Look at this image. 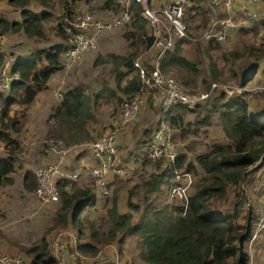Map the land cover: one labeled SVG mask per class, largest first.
<instances>
[{"label": "trees", "instance_id": "trees-1", "mask_svg": "<svg viewBox=\"0 0 264 264\" xmlns=\"http://www.w3.org/2000/svg\"><path fill=\"white\" fill-rule=\"evenodd\" d=\"M7 1L9 4L21 8L22 18L19 22H10L1 18L0 36L8 31H23L29 37H41L43 35L42 22L49 16V13L46 10L34 12L27 7L29 0ZM37 1L42 7H47L51 0ZM76 1L78 0H70L69 2L64 0L62 2L63 12L57 24L56 33L63 41L65 35L62 23L65 17L71 20L77 12L74 7ZM86 1L89 2V0ZM200 1L187 0V3H197L190 10L199 11L200 8H203ZM114 6L120 7L117 0H105L103 2L104 8ZM128 7L130 10H128L130 13L129 21L133 30L125 31L123 36L130 40L134 51L129 55L115 53L106 55L105 59L111 63L112 72L115 75L116 89L120 92V95H117L112 88L105 87L108 102H111V98H113L117 103H121L125 97L129 98L140 88V79L135 71L133 59L139 45L148 48L154 40L152 32L149 34L146 29L148 23L141 15L140 4L132 0ZM114 10L116 11V8ZM197 15L199 14L193 12L189 14L188 18L193 20ZM208 19L207 15L203 16L192 28L203 29L206 27ZM257 19H259V15H257ZM260 25L263 27L260 30L255 28V31L260 32L259 46L251 43L246 44L247 51H222V58L227 62L230 60V62L235 63L238 59L246 57L253 59V62H258L254 64L257 67L259 60L264 59V20L260 21ZM148 27L151 29L149 25ZM188 32L191 34L189 27ZM185 41L187 40L184 38L177 39L174 46L166 50L159 66L165 73H176L179 81L183 85L189 86L195 84L199 61L188 58L182 53V45ZM204 41L207 42L208 48L212 46L217 49L219 47V43L213 39ZM64 47V44H60L48 51L37 50L13 61L11 70L18 71L21 77L19 80L12 81L10 88L14 93H19L18 101L24 106L22 116H25V106L34 100L40 90L47 87L51 75L63 68ZM43 59L44 62L41 63ZM1 61L2 54H0ZM39 63H41L40 66ZM121 67H125L126 70L123 71ZM229 68L234 72L232 66ZM134 71L135 74L127 78ZM208 72L212 80H220L218 68L214 62L208 64ZM125 78L127 80L123 83ZM246 80L247 77L244 78L241 85L246 83ZM203 83L205 85L207 82L203 80ZM98 96L99 93L97 92L93 94V97L91 96L92 98L86 95L80 84L70 87L62 93L61 101L54 108L51 118L60 125L64 124L62 132L71 136L72 141L78 142L89 137L87 126L88 122L93 119L91 107L98 101ZM215 99L221 103L211 110L219 108V123L228 142L226 144L213 142L207 145V151L197 154L195 161H189L185 152L179 153L171 161L164 158L152 161L155 162L158 170L162 163L165 168L161 172H152L149 178L141 176L143 194H148L157 192L162 186L171 187L177 171L198 175V171L201 170L202 174L196 181L193 192L188 196L186 207L167 204L158 209L147 204L140 211L139 207L132 204L128 198L127 205L135 211L141 212L133 221L132 215L119 209L116 193H114L110 198L109 206L105 209L106 217L111 223L106 232H102L93 221L80 220L75 214L71 224L78 232L77 243L70 245L67 238L61 237V242L67 253L76 256L74 264H81L80 256L95 257L102 247L112 242L117 243L118 252L121 253L126 235L139 237L138 258L141 264H247L248 254L243 249V243L249 233L240 242L247 229V218L244 223H239L240 203L237 202L232 214H223L212 209L209 201L213 198L223 199L230 185L239 189V184L243 178L245 179L249 166L259 159L260 161L264 160V121H256L251 116L246 101L239 96L224 98V96L219 95ZM92 100L94 103L91 104ZM12 101V99L8 100L2 109L0 141L3 143L7 154L5 157L0 156V188L4 185H10L14 181L11 174L15 169L16 152L19 148V143L14 134L22 128L18 117L7 115L8 107ZM174 108L179 113L171 115ZM182 108L185 109L183 106L176 105L165 113L166 119L174 129L179 131L178 134L181 139L186 138L189 133H200L204 127L211 124V110H209V114L197 119V121L186 122V128L183 127L184 110ZM143 160L144 163L150 162L149 159ZM72 183L73 180H68L65 177L58 181L61 205L57 208L53 224L47 228L46 233L54 228L65 227L68 223V215L73 208L78 211L82 205L94 201L95 193L91 187L73 186L71 190H68ZM36 185L35 174L29 169L25 170L23 174L25 191L33 192ZM250 219L249 226H251ZM46 233L33 244H16L20 251L32 259V264H58L59 262L55 256L58 253L53 251L54 254L49 248Z\"/></svg>", "mask_w": 264, "mask_h": 264}, {"label": "rangeland", "instance_id": "rangeland-1", "mask_svg": "<svg viewBox=\"0 0 264 264\" xmlns=\"http://www.w3.org/2000/svg\"><path fill=\"white\" fill-rule=\"evenodd\" d=\"M0 1H3L2 4H0V16H3L5 8L4 6H9L11 10H16L17 12L14 19H19V6L9 4L7 0ZM59 1L60 0H51L49 5L44 7L46 12H49L50 16L43 20V35L41 37L33 38L28 37L25 35V33L20 32L23 34V36H26L27 39L22 36L25 39H22L21 42H18L19 47H13L10 49L14 54L20 51H23L21 52L22 55H28L34 53L37 50L48 51L61 44L63 39L59 35L54 34V30L57 28V24L61 19ZM104 1L105 0H89V2L86 1L88 5H80L76 8V10L79 8H84L93 16V18L107 22L111 24V27L98 32L96 35L95 48L85 51L81 59L78 60L73 67H70L69 70H66V72L63 70L64 73L57 72L55 75H53L51 77L49 86H47L45 89L47 91V95H49L48 88L54 91H61L62 93L63 88L66 90L70 87L80 84L83 87L84 93L90 97H93V94L96 92L99 93V99L94 105L92 104L94 101H91L93 119L88 122V138L82 139L78 142L72 141L71 136L62 132L64 130V124H58L55 119L51 118V114L47 117L44 116L45 111H43L41 108H38V99L31 106L28 115L25 112V116H22L23 108L16 104V99L12 97L13 94L15 97L19 98V93L16 94L12 92L10 86L7 88H2L0 71V124L2 109L6 102L12 99L13 101L8 107V112L13 114L12 116L18 117L20 124L22 125L20 131L14 134V137L19 143V148L16 152L17 158L15 162V169L11 174L14 181L12 184L4 185L0 188V253L16 257L20 256L23 258L22 264H32V259L23 251H20L16 244L30 245L35 243L44 233H46L47 228L53 224L55 212L61 205V199L56 203L42 202V200L35 196L34 191H25L23 187V174L25 170L29 169L34 173L38 167L46 165L54 159V156H51L45 152L46 145L51 143V141H61L65 146H75L81 143L90 142L109 131L112 128L114 122L119 119L122 102L117 103L113 98H111V102L106 100L107 96L106 90L104 89L105 87L109 86L116 92L117 95H120V92L116 89L115 75L112 72V65L105 59V57L108 53L129 55L134 51V48L131 47L130 40L125 39L123 36L125 31L133 30L130 25V21L128 20L129 22L127 21L125 23H117V19L121 16V14L126 9L129 10L128 4L130 2L127 3L126 0H117V2L120 4V7L114 6L104 8ZM148 1L152 8H162L169 3L166 2L164 5L155 7L156 0ZM196 4L197 3L193 4L191 2L185 4L183 18V21L189 27L191 34L195 35L199 34V32L204 30L205 27L203 29L197 30L192 28L193 25H196V23H198L205 15H207L209 18L207 23L210 20L207 10L208 0L200 1V4L203 8H200L199 11L194 9L190 10V8ZM27 5L33 7L32 4H30V0ZM36 5H40L37 0ZM29 6L27 7L30 8ZM259 6L260 12H257L259 19L253 21L247 20L243 22L238 20V17H236L238 20L236 26L230 31L227 40L224 43L219 44L217 49H214L212 46L208 48L207 42L198 38V40H187L183 43L182 53L188 58L198 59L199 61L198 72L195 76V84L185 86L179 81L176 73H166L172 76L178 84L191 93L208 89L212 82H216L220 85H227L231 88V92L229 93H223L221 87L219 91L215 90L212 94V97L209 98L208 101L200 106L197 105V108L192 112L186 108H182V110H184L183 127L186 128V122H193L197 121V119H201L203 116L209 114V110H211V108L219 105L221 102L216 101L215 97L219 96L220 92H222V96H224V98L242 95L239 97L243 98L248 104L251 116L258 122L264 121V115H261L264 111V93H238L236 89L242 84L241 82L246 77V86L248 88H254L259 86V84L264 83V59H260L259 66L257 68H253V66H255L254 64L258 63L253 62V59L242 57L235 63H232L230 60L227 62L221 56V52L226 50L239 52L247 51L248 47H245L246 44L254 43L256 46H259L258 43L260 32L258 30L263 28L260 25V21L264 20V0L260 1ZM115 8L116 11L114 10ZM193 12H196L199 15H197L193 20H190L188 16ZM190 22H192V24H190ZM255 28L259 29L255 31ZM146 29L149 34H151V29H149L148 25L146 26ZM176 40L177 39L174 40L173 46ZM26 52L29 53L27 54ZM157 53L158 49H156V47L150 46L145 48L140 47L139 45L133 62L135 60H139L144 65H150L156 58ZM0 54H2V61L0 62L1 70V66L3 65L7 55L1 52ZM43 62L44 59L41 63ZM210 62H214L217 65L218 77L220 80L211 79L208 72V64ZM41 63H39V66ZM231 66L233 67L234 72L230 70L229 67ZM121 69L123 71L126 70L125 67H121ZM254 70H258L256 74H254ZM135 71L127 78H130L133 74H135ZM243 74L245 75L243 76ZM19 77L21 76L19 75ZM127 78H125L123 83L126 82ZM203 80L207 82L205 85ZM245 92L248 91L245 90ZM155 98H158V96L154 90L144 91L143 102L140 106L139 113L134 119L130 120L127 125L123 126L119 130L117 135L118 137H116L115 140L117 149L116 163L117 166H124L127 171L122 176L112 173L108 177L112 194L110 193L108 196L109 199L107 202L110 204V198L114 193H116V198L119 199L120 210L132 213L134 219L138 217V215L141 213L140 211L143 210L147 204L155 206L159 209L160 206H162L161 202L163 201V193L167 192L170 188V186H162V188L157 192L143 194L141 176L149 178L152 172H161L165 168L163 163L159 170L156 167L155 162L146 161L147 163H144L142 155V148L145 147L147 141V139L145 141V137L148 135L149 130H151L156 125V118L160 117L161 107L155 103ZM218 110L219 108L210 111L211 124L204 127L200 133H189L186 138L181 139L178 134L179 131L174 129V141L176 143L178 154L185 152L188 155L189 161H195V156L197 154L207 151V145H210L213 142L221 144H226L228 142L219 123ZM147 127H149V130ZM5 154H7L6 149L4 148L3 143L0 141V156H4ZM80 154H83V151H78L76 154L74 150L71 151L70 155L72 156L68 159V167H66V171L68 173H72L75 169H79L77 159L79 158ZM90 158L91 156L88 154V159L86 158L85 166L81 168L82 171L86 170L88 167H90V165H94L89 161ZM260 165L262 167L261 175H257L259 171L255 164L249 166L247 169V176L239 184V189H236L232 185L228 186L225 197L223 199L213 198L209 201L210 207L214 210L220 211L223 214H232L234 212L235 205L237 202H239V210L241 212L239 218L240 224L244 223L248 216V205H250L253 215H255L257 212L256 201L258 200L259 195L262 193L264 188V160L260 162ZM117 166H114V168H118ZM200 174H202L201 170L198 171V175L193 174L195 181H193L190 192H193L194 186L196 181L199 179ZM80 182L83 184V181H79L78 183L73 181L72 185L68 187V190H71L73 186L77 187L81 185ZM87 186H89V182ZM242 191L244 194H242ZM128 198H130L132 204L139 207L140 211H135V209L127 205ZM104 207L106 208V204L101 208V210L97 211L99 212L98 215H94L96 217L93 218V222H96L95 224L102 232H106L111 226L108 217L105 215ZM93 212H95V210ZM68 217H70V214ZM70 219L68 220L70 221ZM251 219L250 221L252 223ZM65 227L54 228L53 230L46 233V239L49 242V248L52 252L54 238L59 235L65 229ZM261 235H264V229L259 233L260 238H258L251 247L253 264L258 263L259 256L261 254L259 251L264 250V236L261 237ZM246 242L247 241H244L243 243V249L245 252H247L248 247ZM127 250L131 251L132 249L128 247ZM67 254L68 253L66 250V253H58L55 254V256L58 260L60 256H63L66 264H68L66 261ZM263 258L264 253L260 259ZM130 259L131 264L134 263L133 261H137V258H133V256ZM10 264H15V262L12 260L10 261Z\"/></svg>", "mask_w": 264, "mask_h": 264}, {"label": "built area", "instance_id": "built-area-1", "mask_svg": "<svg viewBox=\"0 0 264 264\" xmlns=\"http://www.w3.org/2000/svg\"><path fill=\"white\" fill-rule=\"evenodd\" d=\"M130 1L132 0H126L127 3ZM133 1L141 6V15L146 19L154 37L151 47H156L158 53L151 65H144L139 60L133 62L140 79V88L129 98L123 100L119 119L114 122L112 128L96 139L85 143L99 158V163L88 167L86 173L89 177V185L97 195L101 196H108L111 193L108 173L117 159L115 140L118 132L139 113L144 91L154 90L158 96L154 101L161 107L160 117H158L156 125L149 132L145 147L142 149L143 159H149L150 161L161 158L171 161L178 155L174 141V128L165 117L166 111L176 105L193 111L197 108V105L211 98L215 90L219 91L220 87L223 93L231 92L230 86L212 82L208 89L191 93L178 84L172 76L163 72L159 66L160 61L166 50L172 48L174 40L180 38L186 40L213 39L222 44L227 40L230 31L236 26L238 20L245 22L257 19V13L251 5L259 0H240L239 2L236 0H208L207 10L210 20L204 30L197 35L190 34L186 23L183 21L187 0H170L162 8H152L148 0ZM236 17H238V20ZM129 19L130 13L126 9L117 19V23H125ZM110 27L111 24L93 18L87 10H77L71 20L65 17L62 23L65 35L63 66L66 69L73 67L85 51L95 48L97 33ZM13 61H15L14 56L7 55L1 66L2 88H7L12 81L20 79L19 72L11 70ZM236 89L238 93H264V83L254 88H248L244 83ZM245 90L248 92H245ZM55 95L61 97L62 93L56 91ZM220 95H222V92H220ZM76 146H65L61 141H51L46 145L45 152L54 153L57 156L55 161L42 165L34 171L37 180L34 194L42 202L53 203L61 199L57 185L61 178L65 177L73 181L78 179L76 171L68 173L65 167V158ZM115 171L117 174L123 175L127 169L118 167L115 168ZM175 179L176 181L169 188L167 195L173 204L186 207L194 175L190 172L177 171ZM263 229L264 188L261 194L258 221L251 228L246 241L251 244ZM64 233L63 230L54 238L53 251L56 253L64 254L66 251L61 242V236ZM71 242L76 244L75 237L72 238ZM12 260L15 264L23 263V258L20 256L0 253V264H10ZM59 264H66L63 256L59 257Z\"/></svg>", "mask_w": 264, "mask_h": 264}, {"label": "crops", "instance_id": "crops-1", "mask_svg": "<svg viewBox=\"0 0 264 264\" xmlns=\"http://www.w3.org/2000/svg\"><path fill=\"white\" fill-rule=\"evenodd\" d=\"M64 0H60L59 1V8L61 9V13L63 12V7H62V2ZM66 1H70V0H66ZM170 0H156L155 2V7L157 6H160V5H164L166 2H169ZM236 1H240V0H236ZM261 0H259L258 2L254 3L251 5V7L257 12H260L259 10V3H260ZM3 1H0V4H2ZM30 4H32L33 7L29 6L31 9H33L34 12H38V11H44V7H42L41 5H36V0H30ZM152 4V2H151ZM80 5H88V3L86 2V0H78L74 3V7L75 9L80 6ZM4 13H3V16H0V19L1 17H3L4 19L6 18V20L10 21V22H19L21 20V15H20V11H21V8L19 10V19H14L15 15H16V10H11V8L9 6H4ZM8 7V8H6ZM10 9V10H8ZM78 10H86L84 8H79ZM49 13V12H48ZM258 14V13H257ZM50 16V15H49ZM48 16V17H49ZM47 17V18H48ZM43 24V22H42ZM22 33H24L23 31H20ZM20 32H12V31H8L6 33H4L3 35L0 36V52L1 53H5L6 55H13L14 56V60H18V59H21L23 58L24 56L26 55H22L21 52L23 51H20V52H16L15 54L10 50L12 49L13 47H19L18 45V42H21L22 39H27L26 36H23V34H21ZM54 34H57L56 33V28L54 30ZM26 35V34H25ZM58 35V34H57ZM25 38H23V37ZM29 37V36H28ZM33 38H37V37H33ZM23 44V43H22ZM61 44H64V41L62 40L61 41ZM21 47V46H20ZM18 49V48H17ZM27 54L29 52H26ZM259 66V64H258ZM257 66V67H258ZM256 67V68H257ZM66 72V70H69V69H66L64 66L63 68H61L60 70L56 71L55 73H53L51 75V77L53 75H55L57 72H63L64 71ZM258 70H254L253 72H255L254 74H256ZM51 77L49 78L48 82H47V86H49L50 84V80H51ZM47 88V87H46ZM46 88L40 90L34 100L27 106H25V112L29 113L30 111V108L31 106L33 105V103L38 99L37 101V104H38V108L42 109L43 111H45L44 113V116L47 117L49 116L50 114H52V110L59 105L60 101H61V97H58L55 95V92L54 90H51L50 88H48V93L49 95H47V91L45 90ZM67 90V89H66ZM64 88H63V92L66 91ZM13 92V91H12ZM11 92V94H12ZM61 92V91H60ZM9 97V95H8ZM12 97L16 99V104H18L19 106H21L22 108H24V106L22 104H20V102L18 101V97H15L13 94H12ZM51 99V100H50ZM55 101V102H53ZM259 110V109H258ZM9 111V110H8ZM192 112V111H191ZM178 114L179 112L176 111L175 109L171 112V115H174V114ZM261 113V112H260ZM93 114V113H92ZM7 115H10L12 116L13 114H10L9 112H7ZM261 115H264V111ZM157 119V118H156ZM130 122V121H129ZM128 122V123H129ZM128 123H126L125 125H127ZM184 123V122H183ZM124 125V126H125ZM24 126V125H23ZM147 129L149 130V127H147ZM146 130V129H145ZM150 132V130H149ZM149 134V133H148ZM148 136V135H147ZM147 136L145 137V141L147 139ZM118 137V136H117ZM87 143V142H86ZM116 143V142H115ZM143 149V148H142ZM78 151H83V154H80L79 158L77 159V163H78V166H79V169H75L74 171H76L78 173V179L76 180V183H78L79 181H83V184L80 182L81 185H79V187H83V186H87L88 185V182H89V177L86 173V170L82 171L81 168H83L85 166V161H86V158L88 159V154L91 156L90 158V162H92V164L94 165H97L99 163V158L96 157L94 155V153L89 149V147H87L85 145V143H81V144H78L75 149H74V152L75 154L78 153ZM51 156H54V159L51 161H55L56 159V154L54 153H47ZM6 154L4 156H1V157H5ZM72 155H68L66 158H65V167H68L67 166V162H68V159L71 157ZM117 161V159H116ZM116 161L114 162L112 168L110 169L109 173H108V177L110 176V174L112 173H115L116 175H119L116 173L115 171V168L114 166H117V163ZM50 162V163H51ZM260 159L259 161L255 162V166H257L258 168V171L259 173L257 175H261L262 173V167L260 165ZM92 166V165H90ZM88 167V166H86ZM117 167H124V166H117ZM247 173H248V170H247ZM122 176V175H120ZM247 176V175H246ZM246 178V177H245ZM260 179V178H259ZM244 180V178H243ZM176 181L175 177L173 179V183L174 184ZM194 181H195V177H194ZM172 186V185H171ZM88 187H91L90 185ZM95 193V192H94ZM192 192H190L191 194ZM112 194V193H111ZM168 191L163 193V201L161 202L162 203V206L163 205H167V204H173L171 202V200L169 199L168 197ZM262 194V193H261ZM261 194L259 195V198L258 200L256 201V205H257V212L255 213V215H253V212L251 210V207H250V217L252 215V223H251V228L254 226V224L258 221V218H259V212H260V208H261ZM109 196V195H108ZM108 196H101V195H97L95 193V198H94V201L86 204V205H82L80 207V209L77 211L75 208L72 209V212L70 213V217H68V219H70V221L68 220V223L66 224V227L64 229L65 233L61 236V237H64V238H67L68 241L70 242L69 244L70 245H73V243L71 242L72 238L75 237L76 239V243H77V240L79 239L78 238V232L77 230L73 227V225L71 224V220L72 218H74L75 214L76 216L78 217V219L80 220H89L90 221H94L93 218L96 217L94 215H98L99 210H101V208L106 204V208L109 206V203L107 202L108 201ZM117 196V195H116ZM164 202V203H163ZM117 204H118V207H119V199H117ZM104 207V210L106 209ZM120 209V208H119ZM95 210V212H93ZM122 212H125V211H122ZM127 214H130L133 216L132 213L130 212H125ZM106 215V213H105ZM136 219L133 218V221H135ZM96 223V222H94ZM86 231V230H85ZM87 233V232H86ZM264 236V235H261V237ZM260 238L259 236L250 244L248 242H246V245H248L247 247V254H248V261H247V264H253V255H252V251H251V247L253 245V243L258 239ZM260 241V240H259ZM138 243H139V237L135 236V235H126L124 237V243H123V247H122V252H118V247H117V243L116 242H112L110 244H107L105 245L100 251L99 253L95 256V257H83V256H80V263L81 264H131V257L133 256V258H137V261H133L135 264H141L139 258H138ZM131 248L132 250L129 251L127 250V248ZM133 248H134V253H133ZM259 251V249H258ZM260 256H259V260H258V263L257 264H263L264 263V258L263 259H260L261 256L263 255L264 253V250H260L259 251ZM83 257V258H82ZM70 258V259H68ZM66 261L68 262V264H74L75 261H76V256L72 253H68L67 256H66ZM133 263V264H134Z\"/></svg>", "mask_w": 264, "mask_h": 264}, {"label": "water", "instance_id": "water-1", "mask_svg": "<svg viewBox=\"0 0 264 264\" xmlns=\"http://www.w3.org/2000/svg\"><path fill=\"white\" fill-rule=\"evenodd\" d=\"M256 67V66H255ZM242 181H243V179H242ZM241 181V182H242ZM242 194H244V192L242 191ZM249 218H250V205H248V216H247V229H246V231L244 232V234H243V236L241 237V240H240V242H242L243 241V239L245 238V236H247V234L249 233V230H250V226H249Z\"/></svg>", "mask_w": 264, "mask_h": 264}, {"label": "clouds", "instance_id": "clouds-1", "mask_svg": "<svg viewBox=\"0 0 264 264\" xmlns=\"http://www.w3.org/2000/svg\"><path fill=\"white\" fill-rule=\"evenodd\" d=\"M250 230H251V226H250ZM250 230H249V232H250ZM247 239V238H246ZM246 241V240H245Z\"/></svg>", "mask_w": 264, "mask_h": 264}]
</instances>
